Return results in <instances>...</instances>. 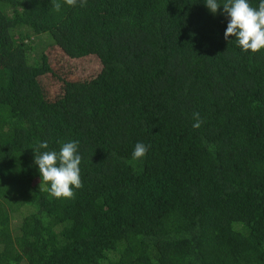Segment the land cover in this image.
Listing matches in <instances>:
<instances>
[{"label": "trees", "instance_id": "obj_1", "mask_svg": "<svg viewBox=\"0 0 264 264\" xmlns=\"http://www.w3.org/2000/svg\"><path fill=\"white\" fill-rule=\"evenodd\" d=\"M227 22L204 0H0V264H264V50ZM41 141L79 142L71 199Z\"/></svg>", "mask_w": 264, "mask_h": 264}, {"label": "clouds", "instance_id": "obj_2", "mask_svg": "<svg viewBox=\"0 0 264 264\" xmlns=\"http://www.w3.org/2000/svg\"><path fill=\"white\" fill-rule=\"evenodd\" d=\"M67 3L74 4L75 0H67ZM204 3L213 15L220 10V14L226 17V40L234 37L237 46L244 52L264 50V0H259L258 7H253L249 0H204ZM60 7L59 3L55 5L57 11ZM194 127H199V122ZM78 147V141H69L63 143L59 151L48 150V142L41 141L32 148L35 153L33 162L38 166L41 183L48 187L49 194L54 198L71 199L75 195L74 190L83 186ZM149 147L137 142L132 160L142 161Z\"/></svg>", "mask_w": 264, "mask_h": 264}, {"label": "rangeland", "instance_id": "obj_3", "mask_svg": "<svg viewBox=\"0 0 264 264\" xmlns=\"http://www.w3.org/2000/svg\"><path fill=\"white\" fill-rule=\"evenodd\" d=\"M90 59V58H87V59H79L76 61L75 63V66L72 65V68H75L77 71H79L81 74L84 73L83 70H79L80 66H82L83 64H87V60ZM96 59V58H95ZM84 67V66H83Z\"/></svg>", "mask_w": 264, "mask_h": 264}]
</instances>
